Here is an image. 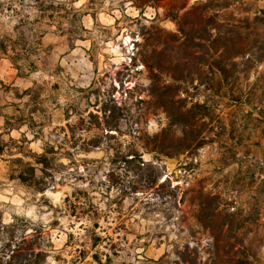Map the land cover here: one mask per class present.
<instances>
[{"label":"rangeland","instance_id":"rangeland-1","mask_svg":"<svg viewBox=\"0 0 264 264\" xmlns=\"http://www.w3.org/2000/svg\"><path fill=\"white\" fill-rule=\"evenodd\" d=\"M20 40L1 138L56 161L41 193L0 156V264H264V0H0Z\"/></svg>","mask_w":264,"mask_h":264},{"label":"trees","instance_id":"trees-1","mask_svg":"<svg viewBox=\"0 0 264 264\" xmlns=\"http://www.w3.org/2000/svg\"><path fill=\"white\" fill-rule=\"evenodd\" d=\"M37 2L38 0H34ZM22 35V34H21ZM22 45L20 46L19 52H14L12 48H8L3 43L0 44V52L6 56H8L9 49L12 53H14L13 56H8L12 66L19 72L22 69L21 64H19L17 59H20L22 57V52L25 51V44L23 40H20ZM25 53V52H24ZM21 61V60H20ZM0 84L2 85V82L0 81ZM115 105L112 104L111 108H105L103 110L104 116L106 110H110L108 114V118L113 117ZM107 123V122H106ZM108 125V124H107ZM12 126L7 118L4 119V126L3 131L0 133V156H2L5 152L8 154V156H13L14 153H12V150H16L17 153L22 154V157H16V158H10L8 159L9 162V178L12 180H16L20 184H23L27 186L28 188H31L35 192H41L43 193L50 183L53 181L54 178V172L55 168L53 166L54 162L56 161V152H54L53 148H51L48 144H45L42 148L41 153H33L30 150L23 151V147L21 144L26 143L27 140L24 137L23 134H21V140H14L12 138H9V143L11 145H5L2 141V135H9V133L12 130ZM33 139H35V135H33ZM20 143V144H18ZM7 147V148H5ZM7 149V150H6ZM24 157H28L31 159V161H24ZM123 161L127 163H134L138 169H144V167H147L148 164L143 162L139 156H134L130 159H124ZM136 180L134 182L140 183L143 179V175H137L136 174ZM148 183L151 184V186H155V182L152 184V181H148ZM145 188L151 187L150 185ZM161 186H164L163 183L160 184ZM139 184L136 188H133L135 192L138 189H144V186H140ZM11 225L6 226L9 228ZM9 242V241H8ZM7 242V243H8ZM23 242V241H22ZM9 244V243H8ZM20 249V248H19ZM98 264H101L98 262Z\"/></svg>","mask_w":264,"mask_h":264},{"label":"water","instance_id":"water-1","mask_svg":"<svg viewBox=\"0 0 264 264\" xmlns=\"http://www.w3.org/2000/svg\"><path fill=\"white\" fill-rule=\"evenodd\" d=\"M156 156H158L159 158H161L162 160H165L169 163H177L178 160L176 158H170V157H167L165 155H162V154H155Z\"/></svg>","mask_w":264,"mask_h":264}]
</instances>
